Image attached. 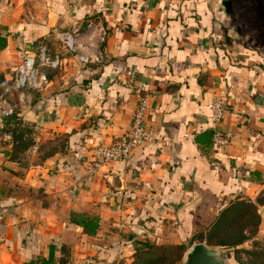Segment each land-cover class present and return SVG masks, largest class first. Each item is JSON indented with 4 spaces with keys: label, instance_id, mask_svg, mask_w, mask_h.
<instances>
[{
    "label": "crops",
    "instance_id": "1",
    "mask_svg": "<svg viewBox=\"0 0 264 264\" xmlns=\"http://www.w3.org/2000/svg\"><path fill=\"white\" fill-rule=\"evenodd\" d=\"M253 11L252 0H0L1 85L25 54L45 48L59 61L41 68L42 90L9 102L14 121L0 118V264H133L146 244L202 234L191 248L209 245L236 204L263 219L264 52ZM145 94L149 140L96 171ZM215 97L227 104L218 130L233 136L221 148ZM16 127L29 129V148L2 141ZM91 218L94 236L76 223Z\"/></svg>",
    "mask_w": 264,
    "mask_h": 264
},
{
    "label": "built area",
    "instance_id": "2",
    "mask_svg": "<svg viewBox=\"0 0 264 264\" xmlns=\"http://www.w3.org/2000/svg\"><path fill=\"white\" fill-rule=\"evenodd\" d=\"M93 25H90V28ZM100 34L104 35L103 30ZM104 40V37L101 38ZM65 44L70 51L76 52L74 39L70 36L64 37ZM83 62L87 60L80 56ZM58 60H51L45 48L39 49L34 54H25L22 61L14 69L13 82L18 90H42L47 84L48 79L41 68H56ZM227 104L221 97H215L210 105V121L214 131L216 145L221 148L227 145L231 139V133H223L218 130L219 125L225 118ZM149 109V95L140 98L138 106L132 116V124L129 133L119 138L117 142L99 150V158L95 162L94 169L97 171L102 167L110 166L115 163L123 162L132 156L135 150L142 148L150 138V132L146 125V115ZM5 115L12 114V111H5Z\"/></svg>",
    "mask_w": 264,
    "mask_h": 264
},
{
    "label": "rangeland",
    "instance_id": "3",
    "mask_svg": "<svg viewBox=\"0 0 264 264\" xmlns=\"http://www.w3.org/2000/svg\"><path fill=\"white\" fill-rule=\"evenodd\" d=\"M252 6L254 9V20H255V31L253 43L260 48V51L264 52V0H252ZM47 68V67H45ZM0 87H3L0 83ZM27 90H18L14 82L10 84L9 87H3V90L0 91V118H6L10 122L14 121L17 116L12 107L9 105V102H18V93ZM27 102L30 100L27 98ZM13 104V103H12ZM12 111V114L5 115V111ZM18 128V127H16ZM25 132L28 136L25 137L27 143V148L32 144L31 133L27 131L29 129H19L17 130V135ZM7 131V130H6ZM0 135H2L0 133ZM16 135V133H15ZM14 141L10 134L4 136L2 141ZM62 142V141H61ZM24 149V148H21ZM264 216V214H263ZM250 225L246 226V231H248L249 241L247 245L240 249V254L235 255L233 249H229L226 252V256H229V252H232L231 257L235 264H264V218L260 217V224L257 225L255 220H249ZM260 227V228H259ZM179 246L175 245H165V246H156L155 250L146 249L138 250L133 255L134 263L133 264H183L187 252L189 251L188 247L184 249H177ZM246 252H254L256 255H249ZM239 259H237V258Z\"/></svg>",
    "mask_w": 264,
    "mask_h": 264
},
{
    "label": "trees",
    "instance_id": "4",
    "mask_svg": "<svg viewBox=\"0 0 264 264\" xmlns=\"http://www.w3.org/2000/svg\"><path fill=\"white\" fill-rule=\"evenodd\" d=\"M15 146L20 148H27V143L24 138L20 135H15L14 138ZM258 205L264 206V194L261 199L257 202ZM255 220L257 225L260 224V217L258 215V208L252 203H240L230 208L223 219L215 227L214 231L208 234L207 241L209 245L221 246L224 248L233 249L235 255L240 254V250L237 248L249 241L247 235L246 226L250 225L249 220ZM79 226L85 227L87 233L90 236H94L99 228V219L91 218L89 222L83 221L76 222ZM247 232V233H246ZM204 235L195 236L192 243L188 245L179 246L177 249H184L185 247L190 248L196 240H203ZM156 246L143 245L142 250L152 249L155 250ZM141 250V251H142ZM249 255H254V252H246ZM231 255V254H230ZM256 256V255H254ZM237 258V257H236ZM239 259V258H237Z\"/></svg>",
    "mask_w": 264,
    "mask_h": 264
},
{
    "label": "water",
    "instance_id": "5",
    "mask_svg": "<svg viewBox=\"0 0 264 264\" xmlns=\"http://www.w3.org/2000/svg\"><path fill=\"white\" fill-rule=\"evenodd\" d=\"M183 264H232V262L226 256V251L199 243L186 254Z\"/></svg>",
    "mask_w": 264,
    "mask_h": 264
}]
</instances>
